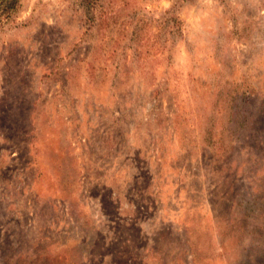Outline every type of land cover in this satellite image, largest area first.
<instances>
[{
    "label": "rangeland",
    "instance_id": "1",
    "mask_svg": "<svg viewBox=\"0 0 264 264\" xmlns=\"http://www.w3.org/2000/svg\"><path fill=\"white\" fill-rule=\"evenodd\" d=\"M0 264H264V0L2 12Z\"/></svg>",
    "mask_w": 264,
    "mask_h": 264
},
{
    "label": "trees",
    "instance_id": "2",
    "mask_svg": "<svg viewBox=\"0 0 264 264\" xmlns=\"http://www.w3.org/2000/svg\"><path fill=\"white\" fill-rule=\"evenodd\" d=\"M88 1L90 2L91 0ZM19 2L20 0H0V15L2 12L9 14L10 12L16 10Z\"/></svg>",
    "mask_w": 264,
    "mask_h": 264
}]
</instances>
